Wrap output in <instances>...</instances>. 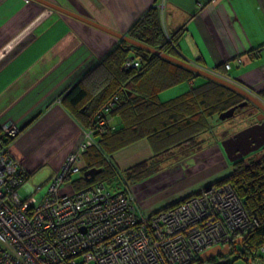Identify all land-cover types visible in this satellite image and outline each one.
Returning a JSON list of instances; mask_svg holds the SVG:
<instances>
[{"label":"crops","instance_id":"obj_1","mask_svg":"<svg viewBox=\"0 0 264 264\" xmlns=\"http://www.w3.org/2000/svg\"><path fill=\"white\" fill-rule=\"evenodd\" d=\"M46 1L125 35L157 2L162 27L168 35L185 27L177 42L180 59L200 63L203 69L255 96L264 89V0ZM118 44L120 40L115 36L41 3L0 0V134H6V125L22 130L9 144V152L29 173L28 180L43 173L50 181L66 157L77 151L86 128L65 107L62 97ZM159 100H163L161 94ZM256 110L255 114L261 112L257 107ZM253 116L247 118L251 120ZM228 136L223 132L200 162L189 153L183 155L182 162L174 157L184 167L176 166V173H206H198L203 180L163 207L230 174L231 162L222 147ZM152 155L149 143L141 140L114 153L111 161L118 170H125ZM176 173L160 183L177 187L180 181ZM23 188L28 193H20L22 200H30L28 181ZM132 194L140 210H159L142 202L137 193Z\"/></svg>","mask_w":264,"mask_h":264},{"label":"built area","instance_id":"obj_2","mask_svg":"<svg viewBox=\"0 0 264 264\" xmlns=\"http://www.w3.org/2000/svg\"><path fill=\"white\" fill-rule=\"evenodd\" d=\"M136 67L138 60H126L125 68ZM112 104L97 113L98 126ZM4 130L7 137L19 134L15 126ZM93 144V131L84 130L47 193L29 206L20 196L26 171L0 140V264H192L257 225L228 183L210 185L151 215L138 208L129 189L112 192L97 182L71 191V177L82 176V155ZM29 188L30 194L39 189ZM250 264H264V244Z\"/></svg>","mask_w":264,"mask_h":264},{"label":"trees","instance_id":"obj_3","mask_svg":"<svg viewBox=\"0 0 264 264\" xmlns=\"http://www.w3.org/2000/svg\"><path fill=\"white\" fill-rule=\"evenodd\" d=\"M156 4L134 22L126 35L149 48L180 59L177 42L185 27L165 35L161 12ZM128 58L138 60V67L124 68ZM199 64L194 63L202 68ZM180 83H189L185 92L166 101L159 100L163 90ZM256 95L264 103V89ZM61 101L86 129L93 131L94 136V144L83 154L82 176L70 180V190L78 191L102 182L110 191L120 192L129 189L128 184L120 189H111L105 181L115 176H119L123 183L137 181L155 171L156 167L149 166L152 160L161 163L163 157L174 159L176 152L185 155L195 151L201 143L200 135L210 128L209 119L238 106L244 98L221 84L120 41L64 94ZM110 101L112 106L102 115L104 124L98 126L97 113ZM241 109L245 107L237 108L235 114ZM14 138L0 134V140L6 145ZM141 140L149 143L153 155L125 170H118L111 161L112 155ZM156 166L159 168V164ZM92 168L102 171L87 181L83 173ZM26 176L28 179L27 171ZM225 183L235 189L248 216L257 225L239 244H230L228 255H219L205 263L197 259L192 264H224V259L232 256L235 261L250 264L258 248L264 244V155L259 159L247 156L231 162L230 174L212 185Z\"/></svg>","mask_w":264,"mask_h":264},{"label":"rangeland","instance_id":"obj_4","mask_svg":"<svg viewBox=\"0 0 264 264\" xmlns=\"http://www.w3.org/2000/svg\"><path fill=\"white\" fill-rule=\"evenodd\" d=\"M157 6V4H156ZM158 7V6H157ZM163 31L165 35H168L167 29L163 27ZM125 68V65H124ZM202 77V76H201ZM204 78V77H203ZM188 88L187 83H180L176 86H173L171 88H168L166 90H163L161 94V101H166L168 99L174 98L176 95H179L186 91ZM166 96V97H163ZM244 108V107H242ZM256 108L251 105H246L245 109H241L238 113L235 114V116H232L230 118H227L225 120H221L219 118V115L213 116L209 119V129L200 135L199 142L200 145L199 147L195 150L189 153V156L194 158L195 160H198L199 162L204 160L205 155L207 154V150L211 148L213 143H216L219 141L222 137L220 135L224 132L227 133L228 139L237 134L239 131L244 130L249 123H251L253 120V123H257V116L261 113H257ZM250 115H256L252 117L250 120L247 118V116ZM261 149V148H260ZM259 149V150H260ZM257 150V151H259ZM257 151L249 153L247 156L249 157H255L256 159H259L261 156L264 155V149L257 154H252ZM176 156H178L180 159L178 160L179 162L184 161V156L179 154L178 152L175 153ZM84 155H82V162L80 163L81 166L85 165L84 162ZM246 156V157H247ZM169 157H163L160 160L162 161L161 163H158V161H151V164L149 166L156 167L155 171L150 173L149 175L142 177L141 179L137 181H129L127 180L125 183L122 182V179L119 178V176L115 177H110L108 178L105 183L110 186L111 189H120L122 187H125L128 184V188L132 193H137L138 196L141 198L142 202H146L147 205H149L152 208H157L159 210L152 211L148 210H142V212L146 215H151L156 212H159L163 209H166L170 207L171 205H167L163 207V205H166L168 201H172L173 199L177 198L180 194L187 193V191L192 190L193 186L197 184V182L202 179L200 178L201 175L198 173H202L204 175L206 172H202V170H199L197 173L194 174H188L184 170L183 172H177V167L180 166V168H184L181 165H179V162H175L174 159L170 156ZM159 164V168H157L156 165ZM159 169V170H157ZM157 170V171H156ZM231 170V169H230ZM122 171V170H121ZM225 171L224 169L221 170ZM176 173V175H179L177 177V180L180 181V184L176 185L177 187H174L173 184H168L164 186L160 181L162 182L163 179L172 176ZM226 175V174H225ZM78 175H72V180L77 178ZM225 177V176H224ZM218 178H216L212 183H216ZM203 180V179H202ZM28 184L35 190L36 188H39L37 191H33L30 194L31 199L29 200L28 204L34 205L38 203L41 198L44 197V195L47 193V190L49 188L50 182L46 181V177L43 173L38 174L35 177H32L31 179L28 180ZM209 186V185H208ZM174 187V188H172ZM206 188V187H205ZM23 191V192H22ZM20 193L24 196H27L26 193H28L24 188L20 190ZM198 193V192H197ZM196 193V194H197ZM29 196V195H28ZM189 197V196H188ZM184 200V199H183ZM182 201V200H181ZM175 204L178 203L174 202ZM174 205V204H173ZM235 257H227L224 259V264L232 263L233 264H242L239 261H235ZM208 262V261H207Z\"/></svg>","mask_w":264,"mask_h":264},{"label":"water","instance_id":"obj_5","mask_svg":"<svg viewBox=\"0 0 264 264\" xmlns=\"http://www.w3.org/2000/svg\"><path fill=\"white\" fill-rule=\"evenodd\" d=\"M38 3H41L55 11H58L66 16H69L71 18H74L76 20H79L83 23H86L92 27H95L103 32H106L112 36H115L116 38H118L120 41H124L127 42L131 45L137 46L139 48H142L146 51H148L149 53L155 54L157 56H160L174 64H177L183 68H186L192 72H194L195 74L202 76L206 79L212 80L218 84H221L235 92H237L238 94H240L242 97H244V101L242 103H240L238 106H235L223 113H221L219 115V118L221 120H225L227 118H230L232 116H234L235 110L237 108H242L245 107L246 105H248V103H252L254 106H256L260 111L261 114H259V116H257L256 120L257 123L245 128L244 130L238 132L237 134H235L234 136H232L231 138L227 139L225 142L222 143V147L224 149V152L228 158V160L230 162H234L238 159H241L243 157H246L249 153L254 152L259 150L260 148H262L264 146V137L262 138L261 136L264 135V103H262L253 93L249 92L248 90H246L245 88L240 87L238 84L233 83L232 81L226 80L216 74H213L212 72L205 70L203 68H200L186 60L183 59H179L170 55H166L161 53L158 50L152 49L147 47L146 45L137 42L135 40L130 39L129 37H127V35L125 34H120L117 32H114L104 26H101L93 21H90L68 9L62 8L56 4L47 2L46 0H32ZM260 137V139H258ZM255 139H258L257 141H255ZM244 146V149H240L238 150L237 147L239 146ZM236 152V154L234 155V153ZM101 169H96V168H92L89 169L87 171H85L83 173V177L87 180L90 181L92 180L96 175H98L99 173H101ZM243 240V238H241L240 240L236 241L237 244H239L241 241ZM230 252V246L229 245H225L224 247H220V246H216L214 248H211L209 250H207L206 252L202 253L199 256V260L202 263H205L209 260H211L212 258H215L219 255H228Z\"/></svg>","mask_w":264,"mask_h":264},{"label":"flooded vegetation","instance_id":"obj_6","mask_svg":"<svg viewBox=\"0 0 264 264\" xmlns=\"http://www.w3.org/2000/svg\"><path fill=\"white\" fill-rule=\"evenodd\" d=\"M256 97H257V96H256ZM244 100H245V99H244ZM249 104H252V103L249 102L248 105H249ZM260 113H261V112H260ZM255 117H256V115H255ZM254 122H255V120H254ZM253 124H255V123H253ZM253 124H252V125H253ZM261 137L263 138L264 135H262ZM258 139H260V137H259ZM258 139H255V141H257ZM237 149H238V150H240V149H244V146H243V145H242V146H239V147H237ZM235 154H236V152L234 153V155H235Z\"/></svg>","mask_w":264,"mask_h":264}]
</instances>
